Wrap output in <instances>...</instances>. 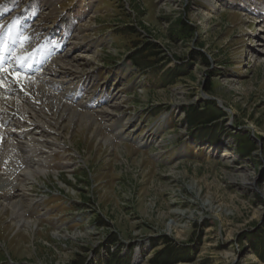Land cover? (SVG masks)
Here are the masks:
<instances>
[{
  "label": "rangeland",
  "instance_id": "374dc122",
  "mask_svg": "<svg viewBox=\"0 0 264 264\" xmlns=\"http://www.w3.org/2000/svg\"><path fill=\"white\" fill-rule=\"evenodd\" d=\"M213 2L0 0L1 35L28 54L8 74L61 78L67 52L87 55L63 100L118 145L62 130L44 174L0 185L28 221L0 210V264H264V12Z\"/></svg>",
  "mask_w": 264,
  "mask_h": 264
},
{
  "label": "bare ground",
  "instance_id": "6f19581e",
  "mask_svg": "<svg viewBox=\"0 0 264 264\" xmlns=\"http://www.w3.org/2000/svg\"><path fill=\"white\" fill-rule=\"evenodd\" d=\"M43 1L48 7H53L55 5L56 0H43ZM213 1L214 0H211V2L216 7L217 4L216 2H213ZM212 3L211 4L209 3V4L212 5ZM239 3L242 4L243 7H245V10H252V11H255L257 14H259L258 16H256V18L261 16L260 15L261 13H258V12L260 11L264 12V8L255 4V2H251L250 4L248 3L247 0H239ZM27 9H28V5H25V12L24 13L21 12L23 15L22 14L20 15L22 16H24V14L27 15V11H28ZM260 23H264V22L260 21ZM259 29L263 30L262 28H259ZM16 31L13 32L11 39H7L5 36L0 35V60L3 61V66H4L3 73L0 72V78H3L0 83V121H1V124H0V185L3 184L4 186L3 189H9L8 190L9 192L10 190H13V188L16 186L15 181L21 180L20 176L22 174L26 176V179H29V180L31 179V181H34L36 177H38L41 174H44L47 171L48 160L51 159L54 152L58 150L59 147H62L57 138L59 133L62 130L63 131L66 130L67 135L68 134L73 135L74 133L81 132L85 134L86 136H88L89 138L94 139L95 141H97V144H100L101 146H104L105 148L116 149L118 147L117 144L113 143V140H114L113 135L104 134L101 131V127L95 123L94 119L90 117L87 114V112L80 111L79 108H82L80 104H77L74 107V105L70 106L66 104L63 100V97L65 96L64 95L65 90H67V87H64L65 85H63L62 81L65 78L68 80L67 83L69 84L70 78L76 75L74 67L88 64V62L84 61L87 55H81V57H78V58L83 59V63H79L80 59L72 56L71 55L72 53L70 51L67 52L66 54L67 60L65 63L66 68L64 70L65 73L61 75L63 76L61 78H57L58 76L57 77L52 76L51 74L52 71L50 69L51 71L50 73L46 74L45 72H43V75H41L39 78L36 77L33 79H19V80L15 79L16 81H12L10 80V79H13L11 77L12 74H8V71L13 68L19 69L17 66V62L12 60L13 57L16 54V56L23 59L25 56L28 55L27 52L23 54L20 51H19L20 53L16 52L15 47L12 44L13 42L12 40L18 34V31L17 32ZM252 42H254L256 45L264 46V34L253 37ZM43 53L44 52H42V54ZM261 54H262V49L250 48V53H249L250 56L260 57ZM8 56H11V58H8ZM10 59H11V62H10ZM37 61L31 64L32 68L36 69ZM48 63L50 65V62ZM0 66L2 65L0 64ZM54 72L57 73V71H54ZM79 79L81 80V78ZM89 90L91 91V89ZM69 93L70 95L74 94L72 90H70ZM94 109H96V107ZM118 109H119V103L112 101L111 105L108 106V109L106 111L102 110L101 117H103L104 120L109 121L106 124L112 121V119L115 117V114H112V113ZM7 118L9 119L11 118L15 122L14 128H12V126L8 128L2 127L3 126L2 123H5L8 120ZM24 162H25V168L21 169L19 166L22 165V163ZM32 165L33 167H31ZM13 194L14 193H12V196ZM11 198L9 199V202L7 203L5 201L2 202V206L0 210L10 209L11 217L13 216V219L15 220L17 226H21V224H24V223L27 224L28 221L24 220L19 213L21 203H19L18 200L11 199Z\"/></svg>",
  "mask_w": 264,
  "mask_h": 264
},
{
  "label": "trees",
  "instance_id": "16d2710c",
  "mask_svg": "<svg viewBox=\"0 0 264 264\" xmlns=\"http://www.w3.org/2000/svg\"><path fill=\"white\" fill-rule=\"evenodd\" d=\"M188 31V26H184V28H183V32L185 33V37H187L188 35L186 34V33H188L187 31ZM147 45H149V46H152V44H147ZM148 46V47H149ZM150 48V47H149ZM198 55H199V57H200V59H201V61H202V63L203 64H207V59H206V57H205V55H203V54H201V53H197ZM197 114V113H196ZM201 114V113H200ZM196 115L195 114H192V115H190V117H189V121H190V123H192L193 121H194V117H195ZM209 116L210 117H212V118H209V119H217L218 118V116H219V114L217 113H215V112H212V113H210L209 114ZM239 152L241 153V154H244L246 151H248L249 150V148L248 147H246V146H244L243 144H240L239 145ZM155 261H158V260H155ZM74 263V262H73Z\"/></svg>",
  "mask_w": 264,
  "mask_h": 264
},
{
  "label": "snow or ice",
  "instance_id": "6c2138e0",
  "mask_svg": "<svg viewBox=\"0 0 264 264\" xmlns=\"http://www.w3.org/2000/svg\"><path fill=\"white\" fill-rule=\"evenodd\" d=\"M27 39H29V38H27V37H21V41L22 42H25ZM0 72H3V69H0ZM12 77L14 79L19 80L21 78V74L19 72H15V73H12Z\"/></svg>",
  "mask_w": 264,
  "mask_h": 264
}]
</instances>
